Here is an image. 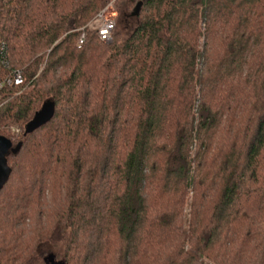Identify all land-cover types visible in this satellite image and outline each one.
Wrapping results in <instances>:
<instances>
[{
    "label": "trees",
    "instance_id": "16d2710c",
    "mask_svg": "<svg viewBox=\"0 0 264 264\" xmlns=\"http://www.w3.org/2000/svg\"><path fill=\"white\" fill-rule=\"evenodd\" d=\"M0 51V264H264V0H0Z\"/></svg>",
    "mask_w": 264,
    "mask_h": 264
},
{
    "label": "built area",
    "instance_id": "2783aa9c",
    "mask_svg": "<svg viewBox=\"0 0 264 264\" xmlns=\"http://www.w3.org/2000/svg\"><path fill=\"white\" fill-rule=\"evenodd\" d=\"M116 18L117 14L114 9L113 3L109 4L105 7L95 18L94 20L88 25V30L97 34L99 39L102 42L110 43L112 41V35L116 28ZM86 39V35L83 34L80 37L79 45H83ZM5 48L2 45L1 51H4ZM0 51V52H1ZM2 53V52H1ZM6 81L10 84L12 81L16 85L23 83V76L21 72H16L13 74V79L7 78ZM5 81V82H6ZM4 84L0 86L3 87Z\"/></svg>",
    "mask_w": 264,
    "mask_h": 264
},
{
    "label": "water",
    "instance_id": "95a60500",
    "mask_svg": "<svg viewBox=\"0 0 264 264\" xmlns=\"http://www.w3.org/2000/svg\"><path fill=\"white\" fill-rule=\"evenodd\" d=\"M142 7V3H139L134 12L132 13V17H138L140 14V10ZM49 115L45 114V111L37 113L36 117L33 121H31L26 128V135L34 133L37 129H39L45 122L46 117ZM14 150L13 142L6 137L0 136V187L4 184L5 180L8 178L9 170L7 168V156ZM52 261V257L50 258Z\"/></svg>",
    "mask_w": 264,
    "mask_h": 264
},
{
    "label": "rangeland",
    "instance_id": "374dc122",
    "mask_svg": "<svg viewBox=\"0 0 264 264\" xmlns=\"http://www.w3.org/2000/svg\"><path fill=\"white\" fill-rule=\"evenodd\" d=\"M113 3V6H114V2H112ZM111 4V3H110ZM114 9H115V7H114ZM119 21H120V19H118ZM123 20H124V18H123ZM118 21V22H119ZM125 23V28H126V33H127V35H129V33H131V31H133V28H134V26H135V24H136V22L135 21H133V19H126V21L124 22ZM120 26H119V28H117L118 30H120ZM6 81V80H5ZM0 82V86L2 85V84H4V85H10L7 81L6 82ZM20 85V84H19ZM3 87H1L0 89H2ZM11 132L13 133V134H15L16 136L18 135V134H20V129H18V128H12L11 129ZM62 247L63 246H59L58 248H46V250H49V251H51V253L53 254V255H56V254H58V252L59 251H61L62 250Z\"/></svg>",
    "mask_w": 264,
    "mask_h": 264
}]
</instances>
